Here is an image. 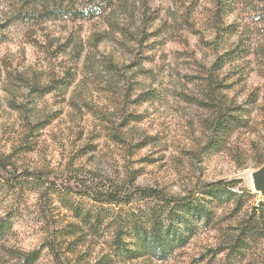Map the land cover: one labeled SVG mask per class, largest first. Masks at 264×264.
Wrapping results in <instances>:
<instances>
[{"label": "rangeland", "instance_id": "rangeland-1", "mask_svg": "<svg viewBox=\"0 0 264 264\" xmlns=\"http://www.w3.org/2000/svg\"><path fill=\"white\" fill-rule=\"evenodd\" d=\"M27 1L0 0V157L20 174L0 178V264L37 248L32 264H222L212 250L231 205L218 208V228L199 226L166 259L128 260L113 237L156 200L101 204L51 182L79 174L114 188L134 179L183 196L205 181L237 180L243 208L256 204L264 0H90L94 17L56 20L19 18ZM225 50L231 58L214 70L222 88L212 102L206 76ZM219 106L236 122L218 140Z\"/></svg>", "mask_w": 264, "mask_h": 264}, {"label": "trees", "instance_id": "trees-1", "mask_svg": "<svg viewBox=\"0 0 264 264\" xmlns=\"http://www.w3.org/2000/svg\"><path fill=\"white\" fill-rule=\"evenodd\" d=\"M90 2V0H28L26 9L21 11L19 18L43 17L46 20H56L62 16L92 18L97 11L92 10ZM109 5L110 1L107 6ZM260 14L264 23V7ZM217 44L216 42L215 50ZM260 50L264 57V49ZM230 58L228 50L223 53L217 52L208 68L205 92L212 102L222 88V85L216 83L214 79L216 72L214 70L221 69ZM259 94L256 89L252 97L253 105L258 102ZM261 106L255 107L258 114L262 112ZM219 107L212 122V131L217 135L218 140L227 136L231 132V125L236 122L235 117L223 112L222 107ZM22 174L27 176L29 173L22 172ZM35 174L37 178L44 176L41 173ZM19 176L20 174L7 171L0 157V178L9 181ZM45 178L49 180V176ZM237 182L226 179L205 181L183 196H167L157 188L135 185L134 179L120 187L106 188L93 179L79 174L73 181L63 180L59 183L57 177H53L51 184H60L71 193L88 197L101 204H129L134 200L155 199L156 205L147 208L142 218L129 219L113 237L114 251L128 260L141 257L160 261L166 259L174 249L184 246L199 226L208 229L218 228V208L231 205L229 210L231 215L228 220L232 221V225H229L228 233L226 232L221 243L212 250V254L223 253L222 264H241L248 260L251 261L249 264H264V197L244 209L243 195L232 191ZM1 228L0 221V232ZM40 252L41 248L18 251L13 256L14 264H32L38 259Z\"/></svg>", "mask_w": 264, "mask_h": 264}, {"label": "water", "instance_id": "water-1", "mask_svg": "<svg viewBox=\"0 0 264 264\" xmlns=\"http://www.w3.org/2000/svg\"><path fill=\"white\" fill-rule=\"evenodd\" d=\"M251 182L253 190L259 194V200L264 197V164L252 171Z\"/></svg>", "mask_w": 264, "mask_h": 264}]
</instances>
